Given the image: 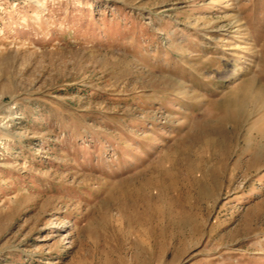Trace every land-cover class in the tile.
<instances>
[{
    "label": "rangeland",
    "instance_id": "374dc122",
    "mask_svg": "<svg viewBox=\"0 0 264 264\" xmlns=\"http://www.w3.org/2000/svg\"><path fill=\"white\" fill-rule=\"evenodd\" d=\"M0 264H264V0H0Z\"/></svg>",
    "mask_w": 264,
    "mask_h": 264
},
{
    "label": "clouds",
    "instance_id": "9594fccd",
    "mask_svg": "<svg viewBox=\"0 0 264 264\" xmlns=\"http://www.w3.org/2000/svg\"><path fill=\"white\" fill-rule=\"evenodd\" d=\"M38 2L43 3V0H38Z\"/></svg>",
    "mask_w": 264,
    "mask_h": 264
}]
</instances>
